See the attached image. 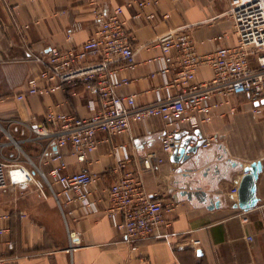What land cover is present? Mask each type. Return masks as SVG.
<instances>
[{
    "label": "crops",
    "instance_id": "0c3cea01",
    "mask_svg": "<svg viewBox=\"0 0 264 264\" xmlns=\"http://www.w3.org/2000/svg\"><path fill=\"white\" fill-rule=\"evenodd\" d=\"M117 5L122 6L137 62L133 69L117 63L119 74L130 79L117 92L134 95L137 104L153 102L154 88L162 83L160 76L150 74L157 64L145 61L159 53L157 48L145 47L159 35L187 25L199 53L236 42L232 21L224 14L227 0H158L157 5L144 7L135 0H0V124L43 170L51 163L40 164L42 142H21L30 135L29 126L42 122L46 108L55 104L87 115L91 94L81 85L75 95L62 90L48 96L27 93V80L39 68L29 58L51 46L81 44L97 29L93 10L107 14ZM149 13H153L150 19L146 17ZM218 35L222 37L215 38ZM211 76L210 67L203 65L196 70L195 80ZM215 99L220 104L213 109L211 121L198 126L201 138L210 139V145L199 147L197 164L173 162L161 151L164 125L157 117L133 122L120 135L98 132L97 147L86 162L99 174L89 196L97 201L96 211L72 199L73 192L59 184L54 185L56 196L45 187L42 194L29 183L0 188V228L6 229L0 234V259L5 264H264V100L245 94ZM0 140H4L2 132ZM120 143L125 148L116 154L114 147ZM149 150L163 157L155 171L143 169L140 161ZM124 155V169L139 173L149 195L156 192L163 203H175L172 210L164 211L165 222L158 229L168 233L166 239L155 232L132 248L107 215L106 188L119 176L121 170L115 166ZM65 158L66 172L78 170L80 163L72 155L66 153ZM256 160L261 162L257 202L246 211L248 221L243 222L242 210L233 207L236 193L231 190L237 187L243 167ZM190 186L205 190L207 201L187 199L180 193ZM209 199H219V206L209 208ZM73 234L79 242L69 249ZM191 239L199 240L198 248L189 246ZM178 245L184 248L177 249Z\"/></svg>",
    "mask_w": 264,
    "mask_h": 264
},
{
    "label": "built area",
    "instance_id": "2783aa9c",
    "mask_svg": "<svg viewBox=\"0 0 264 264\" xmlns=\"http://www.w3.org/2000/svg\"><path fill=\"white\" fill-rule=\"evenodd\" d=\"M135 2L139 7L158 4V0ZM227 3L224 14L232 21L236 35L234 44L199 53L188 26L182 25L169 29L145 45L147 49H159L158 54L145 61L157 64V69L150 74L158 75L162 80L161 85L154 88L155 99L150 103L137 104L134 95L117 92L130 81L119 74L117 63L122 62L130 69L137 63L121 5L107 14L95 8L97 29L81 44L66 48L51 46L44 53L31 55L29 59L39 68L27 80V93L48 96L62 90L75 95V88L81 85L91 94L86 102L88 114L82 116L71 109L50 105L43 121L29 126L30 135L21 142H42L40 164L51 163L46 170L35 163L23 151L20 141L0 124V132L4 134V140H0V188L29 183L42 194H45V187L56 196L54 185L59 184L63 190L73 192L72 199L86 209L96 211L97 201L89 196L99 174L90 170L86 162L97 147L98 132L120 135L129 131L133 122L157 117L164 125L160 149L170 155L182 141V137H176L177 133L193 132L200 123L211 121L213 109L220 104L216 96L245 94L257 101L264 100V0H227ZM146 17L152 18L153 13ZM89 57L94 59L88 60ZM203 65L210 67L212 76L205 81H196V70ZM172 88H176V92H172ZM209 145L210 139H203L200 146ZM124 148L123 143L117 144L114 152L117 154ZM66 153L80 163L78 170L66 172ZM125 159L126 155L118 158L115 167L121 172L106 188V212L113 225L122 232L124 241L135 248L138 240L158 232L165 222L164 211L172 210L175 203H163L156 192L149 195L139 173L124 169ZM140 161L143 169L155 171L163 157L155 150H149L140 156ZM236 190L234 187L231 192L235 194ZM240 213L242 221L247 222L246 211ZM19 215L23 217L24 213ZM5 230L0 228V234ZM156 236L166 239L168 233L158 232ZM246 238L251 240L252 235L248 234ZM78 242L76 234L70 235L69 249ZM189 242V246L198 248V239ZM7 243L12 246L10 241ZM183 248L184 245L177 246V249ZM0 264H5L2 259Z\"/></svg>",
    "mask_w": 264,
    "mask_h": 264
},
{
    "label": "water",
    "instance_id": "95a60500",
    "mask_svg": "<svg viewBox=\"0 0 264 264\" xmlns=\"http://www.w3.org/2000/svg\"><path fill=\"white\" fill-rule=\"evenodd\" d=\"M176 137H182L180 146L175 148L169 155L171 161L176 163H184L188 160H192V164H197L199 160L198 149L203 142L200 131L195 129L193 132H179ZM53 149L55 147L53 146ZM193 170V167L187 168ZM261 171V162L259 160L252 161L248 165L243 167L242 174L240 176L237 190H236V201L233 204L234 208L241 210H249L255 206L257 202L256 197V179L258 173ZM180 193L186 195L187 199L195 197L200 202L207 201V192L200 186L183 188ZM220 200L215 199L212 201L209 199V208L219 206Z\"/></svg>",
    "mask_w": 264,
    "mask_h": 264
},
{
    "label": "rangeland",
    "instance_id": "374dc122",
    "mask_svg": "<svg viewBox=\"0 0 264 264\" xmlns=\"http://www.w3.org/2000/svg\"><path fill=\"white\" fill-rule=\"evenodd\" d=\"M5 128H6V126L4 125V124H2ZM7 129V128H6ZM2 135H4L3 133H2ZM23 147V150H25V152L27 151V148L24 146V145H22ZM28 152V151H27ZM32 156V155H31ZM22 158H24V156L22 155L21 156ZM34 160V159H33Z\"/></svg>",
    "mask_w": 264,
    "mask_h": 264
}]
</instances>
